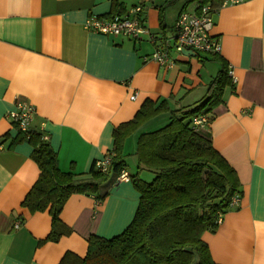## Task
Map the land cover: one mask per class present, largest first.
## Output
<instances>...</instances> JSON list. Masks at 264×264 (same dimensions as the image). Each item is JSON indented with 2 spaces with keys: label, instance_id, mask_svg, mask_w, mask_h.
Instances as JSON below:
<instances>
[{
  "label": "crops",
  "instance_id": "0c3cea01",
  "mask_svg": "<svg viewBox=\"0 0 264 264\" xmlns=\"http://www.w3.org/2000/svg\"><path fill=\"white\" fill-rule=\"evenodd\" d=\"M166 1L0 0V264H58L65 253L82 258L89 235L111 237L125 229L139 197L130 180L117 181L110 172L98 189L107 191L103 200L69 195L58 217L68 232L47 240L48 211L21 206L39 167L29 132L19 138L7 115L14 100L33 106L30 131L47 135L59 170L85 174L112 148L113 129L145 99H166L170 108L193 105L220 60L235 80L228 75L222 101L199 132L235 170L241 195L201 238L215 264H264V0H213L219 52L171 51L170 67L148 55L173 34L179 11L196 10L197 3L171 1L161 22L159 8ZM134 6L141 7L138 17L149 34L130 38L84 28L86 18L124 14ZM147 122L127 136L133 141L126 137L123 153L136 148L140 131L154 129ZM151 174L143 169L137 176L147 181Z\"/></svg>",
  "mask_w": 264,
  "mask_h": 264
},
{
  "label": "trees",
  "instance_id": "16d2710c",
  "mask_svg": "<svg viewBox=\"0 0 264 264\" xmlns=\"http://www.w3.org/2000/svg\"><path fill=\"white\" fill-rule=\"evenodd\" d=\"M171 1L174 0H167L159 8L161 22L164 8ZM195 1L197 7L208 1L218 6L213 0L183 2L187 5ZM117 14L122 12L110 16ZM225 65L220 60V68L208 82L205 95L188 108H170L166 99H145L131 119L113 129L110 162L105 172L94 163L85 174L59 170L56 154L42 139V133L29 130L33 144L30 153L39 174L21 206L30 212L48 211L51 229L46 239L56 241L68 232L58 217L69 195L94 194L97 200H103L107 191L98 190L101 184L110 172L117 175L125 165L122 148L126 137L147 121L168 114L164 124L137 135L136 172L130 181L139 197L131 221L111 237L89 235L82 258L65 253L58 264H215L201 235L216 229L218 215L232 207L233 197H239L241 190L233 167L199 132L193 119L212 118L211 111L222 101V92L230 84ZM18 137L23 138V133L19 132ZM143 169L152 173L148 181L137 176Z\"/></svg>",
  "mask_w": 264,
  "mask_h": 264
},
{
  "label": "built area",
  "instance_id": "2783aa9c",
  "mask_svg": "<svg viewBox=\"0 0 264 264\" xmlns=\"http://www.w3.org/2000/svg\"><path fill=\"white\" fill-rule=\"evenodd\" d=\"M217 7L212 6L211 3L206 2L199 5L196 10L182 9L177 14L174 23V32L170 37L161 39L159 47L148 55L149 59L155 61L164 67H170L173 64L171 51L181 52L182 50H191L203 53H218L220 46L217 36L212 32L214 26V13ZM141 12L140 6L132 7L127 13L112 15L109 17H94L86 18L84 28L93 32L112 35H123L137 38L141 33H148L147 28L142 24L139 14ZM153 37V36H152ZM155 39V37L153 38ZM227 73L232 81L235 78L232 75L231 67H227ZM131 98L135 97V93ZM14 110L7 115L15 124V128L21 133H28L30 124L33 119L34 108L28 102L22 100H14ZM206 117L198 116L193 119V123L199 127L207 124ZM47 135H42L45 140ZM110 162V155L108 152L103 157L96 160L94 163L96 168L101 171H107ZM130 174L123 167L117 173V181L130 180ZM237 198L233 197L232 203H235ZM222 215H218L216 222L221 221Z\"/></svg>",
  "mask_w": 264,
  "mask_h": 264
},
{
  "label": "rangeland",
  "instance_id": "374dc122",
  "mask_svg": "<svg viewBox=\"0 0 264 264\" xmlns=\"http://www.w3.org/2000/svg\"><path fill=\"white\" fill-rule=\"evenodd\" d=\"M173 12L174 11L171 10L170 14H174ZM200 54H203V52H200ZM187 108H188V106H187ZM165 117H167V115H165V114L159 115V116L155 117L153 120L147 122L146 126L151 125V127L154 126V128H156V127L160 126V124L161 125L164 124V118ZM133 140H134L133 136H130V138H128V141H133ZM133 149H135V146H131L130 149H128L127 147L124 148V151H125L124 153L126 154V156H125V162L124 163H125L126 168L128 169V171L130 173L136 171L135 162H134V159H136L135 158L136 155L134 153L132 155ZM139 177L142 178V176H139ZM149 178H151L150 175H149Z\"/></svg>",
  "mask_w": 264,
  "mask_h": 264
},
{
  "label": "water",
  "instance_id": "95a60500",
  "mask_svg": "<svg viewBox=\"0 0 264 264\" xmlns=\"http://www.w3.org/2000/svg\"><path fill=\"white\" fill-rule=\"evenodd\" d=\"M181 52H182V53H185V54H188V53H189L190 55H193V54H194L193 51L185 50V49L182 50Z\"/></svg>",
  "mask_w": 264,
  "mask_h": 264
}]
</instances>
